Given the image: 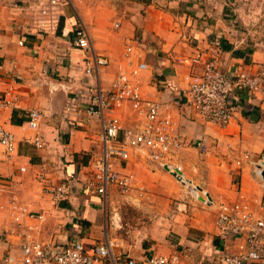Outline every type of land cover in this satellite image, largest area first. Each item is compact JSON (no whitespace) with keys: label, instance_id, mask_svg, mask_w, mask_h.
I'll list each match as a JSON object with an SVG mask.
<instances>
[{"label":"crops","instance_id":"obj_1","mask_svg":"<svg viewBox=\"0 0 264 264\" xmlns=\"http://www.w3.org/2000/svg\"><path fill=\"white\" fill-rule=\"evenodd\" d=\"M37 2L0 0V96L18 98L17 107L0 110L1 124L16 138L10 155L0 145V264L16 249L22 228L39 239L92 244L108 237L138 261L153 253L179 252L177 264H221L213 248L215 205L202 206L191 198L142 150L130 149L126 160H111L112 168L131 176L132 183L125 194L108 187L105 202L114 215L109 229L104 227L103 198L88 186L102 150L100 124L83 119V112L76 121L62 112L70 97L80 103L91 85L109 90L120 70L129 73L144 62L147 67L137 76L143 96L172 102L186 141L204 144L200 148L189 143L177 150L187 176L206 189L215 204L241 199L258 209L264 188L246 164L238 170L234 159L242 151H264V102L243 95L252 110L246 105L219 127L197 117L166 82L187 85L189 68L174 63L173 57L196 47L218 55L222 69L232 73L264 63V0H76L60 6L57 27L48 33L33 26ZM79 21L94 50L109 60L90 75L85 74L82 51L71 42ZM128 44H139L130 58ZM30 109L42 112L37 129L27 124ZM116 114L125 129L143 122L129 102ZM37 135L41 146L34 142ZM68 180L70 192L56 202L48 189ZM26 212L42 213L44 219ZM242 243L232 242L236 249Z\"/></svg>","mask_w":264,"mask_h":264},{"label":"built area","instance_id":"obj_2","mask_svg":"<svg viewBox=\"0 0 264 264\" xmlns=\"http://www.w3.org/2000/svg\"><path fill=\"white\" fill-rule=\"evenodd\" d=\"M73 1L76 0H38V18L33 26L45 33L54 31L59 21L60 6L72 4ZM114 25L118 26V23ZM16 28L18 31L23 30L20 24ZM71 42L83 53L85 74L97 72L101 66L108 64V58L94 50L83 22L76 23ZM137 47L139 44L126 46L128 58ZM217 56L198 47L188 55L174 56V63L184 64L189 68L187 85L179 87L173 81H167L166 87L180 102L189 105L197 117L224 127L246 105L252 110V104L244 101L243 95L249 101L264 102V63L252 70L232 73L222 69ZM145 67L146 63L138 62L129 73L120 70L109 90L91 85L80 103L76 97H70L63 109L64 117L73 121L83 112V119H95L100 124L98 139L102 150L95 160V170L88 186L95 189L104 200L110 186L125 194L131 188V176L114 170L111 160H126L130 149L145 151L149 159L170 173L191 198L202 206L215 205L216 232L213 248L219 263L264 264V200L260 202L258 209L241 199L215 204L208 191L187 176L176 154L179 148L191 142H187L183 135L182 125L175 117L172 102L165 103L143 96L137 76ZM17 101L18 98L13 94L9 99L0 96V110L17 107ZM125 102H129L132 110L143 117L142 124L135 129L122 128L116 114ZM71 114L75 119L70 118ZM41 118L40 110H28L27 124L30 128L37 129ZM34 142L41 146V137L35 136ZM191 144L204 148V144L198 140ZM0 145L8 155L14 152L16 145L14 134L4 128L1 122ZM234 164L238 170L246 164L264 188V151L259 154L239 152ZM236 176L237 173H234V177ZM70 177L73 179V176ZM70 181L48 189L56 202L64 199L70 192ZM21 211L25 210L21 208ZM26 215L39 221L44 219V215L38 212H26ZM17 235L19 241L16 249L7 252L1 264H177L180 260V253L173 252L153 253L138 261L120 250L117 240L108 237L87 244L81 239H39L26 228L19 230ZM237 239L243 240L238 249L232 244ZM233 247L236 250L233 251Z\"/></svg>","mask_w":264,"mask_h":264},{"label":"rangeland","instance_id":"obj_3","mask_svg":"<svg viewBox=\"0 0 264 264\" xmlns=\"http://www.w3.org/2000/svg\"><path fill=\"white\" fill-rule=\"evenodd\" d=\"M101 203H102V206H103V209H104V214L106 215L105 216L104 227H107L109 229L110 217L112 215H114V213H111L110 210L107 209V203L105 202L104 199H102ZM105 208H106V210H105ZM118 222H119V219H118Z\"/></svg>","mask_w":264,"mask_h":264},{"label":"water","instance_id":"obj_4","mask_svg":"<svg viewBox=\"0 0 264 264\" xmlns=\"http://www.w3.org/2000/svg\"><path fill=\"white\" fill-rule=\"evenodd\" d=\"M263 179H264V172L262 173Z\"/></svg>","mask_w":264,"mask_h":264}]
</instances>
